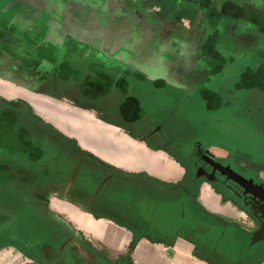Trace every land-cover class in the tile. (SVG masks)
<instances>
[{"label":"crops","instance_id":"0c3cea01","mask_svg":"<svg viewBox=\"0 0 264 264\" xmlns=\"http://www.w3.org/2000/svg\"><path fill=\"white\" fill-rule=\"evenodd\" d=\"M3 7L8 20L33 24L24 32L42 43L44 71L58 77L41 90L0 73V96L14 102L13 115L36 123L23 122L24 137L7 145L10 158L0 162L15 194L112 249L137 241L138 264H234L236 252L240 264H264V245L251 244L253 228L222 207L209 185L187 192L181 163L141 136L159 121L151 111L158 79H122L119 65L133 72L143 63L151 76L162 70L152 20L132 15L125 0H0ZM15 9L21 13L13 18ZM43 12L54 18L47 32L35 26ZM249 81L233 83L246 92ZM222 90L235 97L231 87Z\"/></svg>","mask_w":264,"mask_h":264},{"label":"flooded vegetation","instance_id":"af4514ba","mask_svg":"<svg viewBox=\"0 0 264 264\" xmlns=\"http://www.w3.org/2000/svg\"><path fill=\"white\" fill-rule=\"evenodd\" d=\"M125 1L132 7V15L152 20V30L158 33L152 45L164 49L161 52L166 58L159 61L162 70L152 69V76L145 73L143 63L133 72L119 65L122 79H158L153 82L155 101L151 111L159 121L151 131H143L142 138L171 152L181 163L182 183L191 195L209 184L221 204L229 203L231 209L245 213L252 224V238L256 231H264V176L236 164L228 155H217L212 150L216 141L204 139L203 133L200 137L197 123L191 121L190 128L183 125L187 122L185 115L188 117L187 104H201L207 113L228 106L221 100L223 87L233 86L235 97L242 92L249 95L253 105H264V0ZM3 9L0 8V73L27 85L31 79V87L47 90L58 77L44 71L42 43L31 42L24 32L33 24L19 26L17 20L5 18ZM14 28L23 31L18 38L11 33ZM32 46L36 48L32 53L35 59L29 61ZM232 79L252 81L245 92L236 82L229 85ZM13 104L0 96V162L6 156L10 158L7 145L14 139L21 141L25 135V117L13 115ZM17 105L16 110H21L25 103L17 101ZM170 105L173 106L167 113ZM26 122L36 126L33 121ZM4 168L1 165L0 261L132 264L128 253L93 241L44 203L15 194L7 184ZM254 245H264V240Z\"/></svg>","mask_w":264,"mask_h":264},{"label":"rangeland","instance_id":"374dc122","mask_svg":"<svg viewBox=\"0 0 264 264\" xmlns=\"http://www.w3.org/2000/svg\"><path fill=\"white\" fill-rule=\"evenodd\" d=\"M233 81L234 79L229 82V85L233 83ZM231 88L232 91H234V87L231 86ZM236 95L237 97H232L231 93L222 95L221 98H223L225 102L228 100L231 105L223 106L224 108H222L221 111L210 109L211 112L207 113L206 107L201 104H187L186 109L188 110V117L185 115L187 122L182 125L185 126V128H190L191 121L192 123H197V134L200 135V137L201 133H203L204 139H210L212 142L216 141L215 148L212 150L217 155H228L236 164L248 167L251 172H257L261 176H264V105H259L262 106V111H259L261 108H259L258 104L254 103L253 105L250 103L249 95H245L242 92L236 93ZM248 103H250L249 106ZM172 106L173 105L169 106L167 113ZM189 107L191 108L189 109ZM222 207L226 209V207L229 208L230 206L229 203H227L222 204ZM235 213L240 215L238 216L239 220L242 221L244 225H248L252 228L249 217L246 216L245 213L242 211H236ZM80 233L84 235L83 232ZM245 236V240L248 241L250 235L245 234ZM95 242L103 244L101 241ZM136 246L137 241H133L129 243L125 250H120L123 253H128V257H130L132 264H138L134 257ZM240 257L241 253L238 254L236 252L234 264H240ZM0 264H23V262L18 260L0 261Z\"/></svg>","mask_w":264,"mask_h":264},{"label":"water","instance_id":"95a60500","mask_svg":"<svg viewBox=\"0 0 264 264\" xmlns=\"http://www.w3.org/2000/svg\"><path fill=\"white\" fill-rule=\"evenodd\" d=\"M13 12H14L13 18H15L17 15H19L21 13V9H15ZM35 17H36V20H35L36 29L39 28V32H40V30L46 29V32H47L50 28V22L53 21V19H54L51 16V14H48L47 12H43L39 15H36ZM47 17L50 18L49 21H45ZM34 32L36 33L38 31L35 30ZM263 240H264V231L262 229H260L253 234V236L251 238V244L254 245V244H256L260 241H263Z\"/></svg>","mask_w":264,"mask_h":264}]
</instances>
